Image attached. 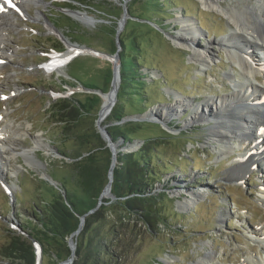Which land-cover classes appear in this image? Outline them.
<instances>
[{
	"label": "rangeland",
	"instance_id": "1",
	"mask_svg": "<svg viewBox=\"0 0 264 264\" xmlns=\"http://www.w3.org/2000/svg\"><path fill=\"white\" fill-rule=\"evenodd\" d=\"M193 1L173 0V7L166 12L173 17L175 12H179L173 8L179 6L185 15L196 19H190L196 29V48L226 38L231 32V24L226 17L214 9L201 8L198 0ZM217 1L221 7L229 10L231 7L245 9L258 4V0ZM130 3L131 0H34L25 6L27 12L14 10L6 18L11 24L2 33L6 35L5 43L10 50L1 54L7 60L0 64V127L7 124L6 129L17 137L14 147L19 152H14L12 157L6 156L9 163L5 159L0 161V246L6 241L7 228L22 233L23 218L32 219L31 206L34 201L40 200L36 193L41 187L40 180L48 179L49 174L60 177L67 163L72 161L68 157L74 148L71 136L63 135L60 126L51 123L52 119L48 117L51 98L73 93H83L82 97H99L92 113L85 114L79 127L81 132L90 133L95 129L99 133L98 128H103L104 134L111 138L109 131L114 125L134 120L125 117L121 122H112L109 120L110 113H105L99 127L96 125L98 112L103 107L102 94L112 89V70L109 80L105 75L112 64L105 57L79 53L61 68L47 69L52 56L61 54L68 47L77 49L85 46L109 53L111 42H116L113 32L117 31L123 9L126 8L127 16L116 44L120 45L121 50L122 34V61L130 84L126 90L136 93L129 95L132 100L122 97L124 112L134 114L141 110L143 103L148 107L145 113L157 108L154 112L158 115L164 108H172L176 100L188 102L190 106L180 109L178 114L169 112L162 116L163 119L159 121L166 122L170 131L156 123L159 127L148 128L150 130L140 134L148 137L168 133L170 137L168 143L158 144L162 164H159V168L156 166V171L162 174V178L154 187V192L166 191L169 200L161 203L165 221L158 225L159 230L143 231L141 237L134 238V244L128 243L124 264H195L209 250L215 255L211 264H239L248 255L264 260V246L257 242L254 235L264 229V205L259 201L258 193H255L264 180L263 161L256 160L257 164L243 176V183L237 185L230 179V167L239 152L245 150V143L241 149L233 150L229 158H220V144L208 138L209 129L214 123L197 118L190 122L194 105L202 104L205 99L228 95L232 91V79L237 82L242 80L238 75L239 67L234 66L226 52L217 47L214 48V60L201 67L190 57L192 51L174 40L181 26L171 24L167 19L164 23L168 27L163 29L167 33L164 34L149 20L131 16L127 7ZM133 8L145 18L156 17L150 12L154 8L143 2L139 1ZM155 10L157 12L158 8ZM75 11L97 22H85L73 15L78 14ZM177 15L180 22L188 20ZM142 23H150L151 28ZM169 35L175 37L171 39ZM54 44L61 49L56 50ZM232 66L236 69L232 70ZM229 76L232 78L229 79ZM136 77L145 81L143 90L134 88L139 82ZM262 82L256 83L263 85ZM78 85L84 88L80 89ZM115 86L118 88L117 100L120 81L117 80ZM101 87L105 89L104 92ZM61 89L64 91L61 92ZM100 136L104 144L95 145L81 157L101 161L107 144L105 138ZM186 139L190 142H186ZM141 144L138 142L135 150ZM168 165L172 168L164 167ZM195 191L202 192L194 204L180 207L181 202L191 198L189 193ZM112 195L109 192L102 198L115 200L116 197ZM221 212L224 213L223 217ZM72 240L76 244V235ZM55 261L48 260V264H55ZM45 262L47 259L43 264ZM0 264L6 263L0 261Z\"/></svg>",
	"mask_w": 264,
	"mask_h": 264
},
{
	"label": "trees",
	"instance_id": "2",
	"mask_svg": "<svg viewBox=\"0 0 264 264\" xmlns=\"http://www.w3.org/2000/svg\"><path fill=\"white\" fill-rule=\"evenodd\" d=\"M139 1L154 8V11L150 12L156 17L145 18L140 13H136L133 7ZM127 7L131 16L149 20L158 28L166 29L168 24L164 21L172 18L169 16L170 12L166 11L173 7V0H131ZM156 8H158L157 12H155ZM177 8L181 7L176 6L173 9ZM181 13L183 16H189L184 14L182 8ZM142 25L151 28L150 23H142ZM199 27L203 29L201 25ZM121 36L122 34L120 35L122 49L119 51L121 82L117 100L109 114V120L112 122H121L125 117H137L148 109L143 103L141 110L134 114L125 113L123 110L122 97L132 100L129 95L134 96L136 91L126 90V86L130 84L123 67ZM53 46L56 50L61 49L56 44ZM109 48L110 54L116 51L117 46L114 41ZM110 71L111 69H108L105 74L106 80L111 77ZM135 79L139 82L134 88L143 90L145 81L141 77ZM64 83L73 87L66 81ZM100 89L105 91L103 87ZM60 91L63 92L64 89ZM81 94L83 93H73L70 96L50 99L47 113L52 119L51 123L60 126V132L65 136H71L73 140L74 148L68 155L72 161L67 163L60 177L49 174L60 184L59 188L56 189L45 179L40 180L41 187L36 192L40 200L34 201L31 206L33 220L23 218V232L11 228L5 230L6 241L0 246V261L6 264H36V245L42 250L41 264L46 259L45 264H48V260L51 262L55 259L57 264L68 259L71 256L68 238L77 230L80 216L84 214H86L84 224L76 235V247L71 264H124L128 243L134 244V238L141 237L143 231L159 230L158 225L165 221L161 203L167 202L169 195L164 190L154 192V187L162 178V174L156 171L157 167L161 166L159 164H162L158 156V146L169 142L168 133L162 136L143 137L144 135L140 134L144 130L159 127L158 124L145 120H131L114 125L109 132L113 141L123 140L119 147L134 140H141L142 144L135 151L117 153V164L113 170L110 190L116 198L115 200L100 198L108 182L111 153L105 146L101 161L81 157L95 145L104 144L95 129L90 133L79 131L85 114H91L99 101L97 95L82 97ZM185 141L190 142L187 139ZM169 165L164 167L171 169ZM100 199L101 204H99ZM48 251L51 254L49 257Z\"/></svg>",
	"mask_w": 264,
	"mask_h": 264
},
{
	"label": "bare ground",
	"instance_id": "3",
	"mask_svg": "<svg viewBox=\"0 0 264 264\" xmlns=\"http://www.w3.org/2000/svg\"><path fill=\"white\" fill-rule=\"evenodd\" d=\"M14 1L15 8L25 13L27 12L25 6L34 0ZM199 1L205 8L214 9L223 14L228 23L231 24V32L221 41L206 43L204 47L196 48L194 41L196 29L192 26L191 20L188 19L181 22V31L174 40L181 45L187 46L192 51L190 57L200 64L201 67L207 66L214 60L215 47L222 48L232 64L239 67L240 73L237 74L242 80L237 82L232 79V91L228 95L205 99L202 104L194 105L190 122L196 121L197 118L204 121L210 120L214 123L209 129L208 138L220 144L218 149L220 158L223 156L228 157L233 153V150L241 149L242 144L245 143L246 145L247 142L245 150L239 152L230 167L231 174L229 176L231 181L238 182L243 179L246 171L253 167L256 160L263 161L264 164V84L259 85L256 83L260 80L264 83V59L261 60L257 53L258 51L264 52V0H258V4L253 5L251 8L239 9L231 7L230 10L221 7L217 0ZM8 15H11L8 12V8L0 4V61L7 60L5 56L1 55L2 51L10 50V47L5 43L6 35L4 36L2 33L11 24L6 19L9 18ZM73 15L88 23L95 22L83 14ZM76 53L77 49L68 47L61 54L53 55L47 64V69L61 68L66 64L61 60L74 56ZM234 66L231 67L232 70L236 69H234ZM230 78L232 77L229 76ZM116 83L117 73L113 88H115ZM112 95L110 93L103 96L102 112L104 114L107 112ZM189 106L188 102L176 100L172 108H164L163 112L159 111V115L162 117L168 115L169 112V114L172 112L178 114L180 109ZM6 128L7 124L0 127V161L5 159L9 163L10 161L6 156L12 157L14 152H19L15 151L16 148L14 147L18 139ZM235 141H237V144H235ZM35 144H39L36 138ZM201 192L189 193L191 198L188 197L190 199H185L181 202L180 207L184 208L194 204V201L201 196ZM259 194L261 197L259 201L264 205V183L259 186ZM223 214L221 212V217H223ZM254 235L257 237V242L264 246V229L258 230L257 234ZM213 259H215L214 252L209 250L195 264H211ZM239 264H264V260L248 255L242 258Z\"/></svg>",
	"mask_w": 264,
	"mask_h": 264
},
{
	"label": "water",
	"instance_id": "4",
	"mask_svg": "<svg viewBox=\"0 0 264 264\" xmlns=\"http://www.w3.org/2000/svg\"><path fill=\"white\" fill-rule=\"evenodd\" d=\"M199 2V0H198ZM200 3V2H199ZM200 7L204 9V6L200 3ZM177 10L179 12H175L174 16L172 18H170V23L171 24H176L178 25L179 27L181 26V22H180V19L178 17L177 14H179L180 16L184 17V18H188V19H194L196 21V19L192 16H183L182 13H181V8H177ZM76 13H80V14H83L85 17H88L91 21L94 20L95 22L96 19L88 16V15H85L84 13L82 12H78V11H75ZM127 16V10L126 8L123 9V16H122V19L120 21V23L118 24V29L117 31L115 32V38H116V42L119 40V33L121 31V29L123 28L124 26V22H125V18ZM174 21V23L172 22ZM182 27V26H181ZM155 28L160 30V31H163V33H167L166 31H164L163 29H159L156 25H155ZM181 29V28H180ZM202 31H204L203 29H201ZM169 37L174 38L175 35H169ZM115 42V44H116ZM117 46V49L116 51L113 53V54H110V53H105V52H101V51H97L93 48H90V47H79L77 48V53L76 54H79V53H84V54H89V55H93V56H102V57H105L107 60H109L112 64V79H111V86H112V89L108 92V93H105L107 95H109L110 93H112V99L110 101V104L107 108V112L106 113H110L111 111V107L113 105V103L115 102L116 100V92L118 90V88L115 86V88H113V83H114V80H115V75L117 73V80L121 82V75H120V54H119V51H120V45L119 44H116ZM75 49V48H74ZM75 56V54H74ZM74 56H71V57H74ZM116 85V84H115ZM78 87L81 88H84L82 87L81 85H78ZM105 94H102L103 96ZM161 104V103H160ZM159 104V105H160ZM162 106V104H161ZM103 108V107H102ZM102 108L99 110L98 112V118L96 120V125L99 127V122H100V119L103 118L104 116V113L102 112ZM157 108H154V109H149V111H147L146 113H142L140 115H138V117H135V116H131V117H135V118H131L129 117L128 119H134V120H139V121H149V122H155V123H160L162 127H164V129H166L167 131H170L171 129L169 128V126L166 124V122H160L159 120H162L163 118L158 115L156 112H154ZM157 119V120H156ZM99 129V133L105 138L106 140V144H107V147L109 148L110 150V153H111V157H110V165H109V169H108V182L106 184V186L104 187L101 195H100V198H102V196H104L105 194H108L109 192H111V182H112V179H113V170L117 164V153L118 152H130L132 150H135L137 147V144L138 142H142L141 140H134L133 142H130V143H126L125 145H123L122 147H119L118 145L120 143L123 142V140L121 139L120 142L118 143H114L110 136L108 134H104V129L103 128H98ZM133 143H136L134 146H131L133 145ZM134 147V148H132ZM45 180H48V182L53 185L55 188H59V183L55 180H53L50 176L48 177V179H45ZM64 195V194H63ZM113 196V195H112ZM114 198V197H113ZM101 199L99 200V204H101ZM93 211V210H92ZM92 211H89V212H92ZM87 212V214L89 213ZM85 216L86 214L84 215H81L80 216V222H79V226L77 228V230L72 233L70 235V237L68 238V245L71 249V256L66 259V260H63V261H60L58 262L57 264H70L74 258V250H75V242L74 240H72V237L74 235H77L79 233V231L82 229V226L84 224V220H85ZM36 254H37V264H41V254H42V250L37 247L36 249Z\"/></svg>",
	"mask_w": 264,
	"mask_h": 264
}]
</instances>
